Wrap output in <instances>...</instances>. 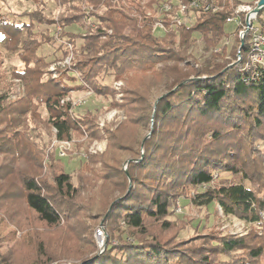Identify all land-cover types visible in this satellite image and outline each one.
<instances>
[{
	"label": "trees",
	"instance_id": "trees-1",
	"mask_svg": "<svg viewBox=\"0 0 264 264\" xmlns=\"http://www.w3.org/2000/svg\"><path fill=\"white\" fill-rule=\"evenodd\" d=\"M166 1L170 0H59L61 38L76 48V56L70 68L58 69L55 78L47 73L52 62L40 54L44 45L55 41L54 36L34 32L36 23L54 24L55 18L34 11L23 14L28 22L10 18L8 23L0 14V43L24 64L13 70L12 78L25 86V95L12 100L11 85L0 76V83L4 82L0 88V211L23 200L33 217L50 227L63 220L72 224L78 218L80 189L71 174L55 153L45 164L44 148L20 128L30 121L44 122L49 130H57L61 140L85 133L99 139L97 115L75 112L65 98L84 91L114 98L116 90L105 78L119 81L138 72L139 77L130 78L125 87L124 106L130 120L114 130L107 128V150L89 154L88 159L101 161L102 178L110 188L97 214L103 218L110 209L105 220L107 247L96 257L95 241H80L83 250L73 256L77 264H264V80L245 81L247 40L241 49L243 60L227 70L237 60L240 40L236 38L231 49V61L225 57L228 46L213 52L226 37L225 25L232 15L228 0H217L224 6L217 13L197 11L192 26L172 28L165 21L167 32L157 38L156 18L147 11ZM84 20L93 27L83 33L66 31L74 25L83 27ZM199 40L208 54L211 51L202 61L191 53ZM63 53L67 56V48ZM151 72L155 80L148 79ZM158 86L167 95L158 97L153 107L148 96ZM43 107L49 113L44 120ZM150 121L153 130L145 138L140 129ZM137 138L140 142L135 144ZM22 160L29 164L25 171L15 167ZM44 164L53 173L52 182L41 176ZM226 174L230 178L222 177ZM195 188L205 190L190 198ZM180 198H190L199 207L214 205L215 212L219 206L225 216L260 225L262 234H199L197 228L196 236L181 239L179 233L189 221L169 219ZM52 262L41 258L32 264ZM0 264L14 263L0 253Z\"/></svg>",
	"mask_w": 264,
	"mask_h": 264
},
{
	"label": "rangeland",
	"instance_id": "rangeland-1",
	"mask_svg": "<svg viewBox=\"0 0 264 264\" xmlns=\"http://www.w3.org/2000/svg\"><path fill=\"white\" fill-rule=\"evenodd\" d=\"M148 0H143L147 2ZM243 3H250L252 0H241ZM127 5L126 2H123ZM155 6L147 11V14L154 17ZM130 8V7H128ZM39 11L42 12L48 18H55L54 24L48 23H36L34 32L38 34H51L54 36V42L46 44L40 50V54L45 56L49 62H52L49 66L47 73L52 77L59 76V68H70L74 62L76 56V48L71 45V49L65 41L61 38L63 28L58 22L59 14L61 13V5L59 0H0V14L5 16L6 22H10L9 19H17L28 22L29 19L23 16L24 13ZM102 11V10H101ZM100 11V13H102ZM11 20V19H10ZM86 25L71 26L66 29L70 33H83L86 28L93 27L88 21L84 20ZM264 23V10L260 15V19L255 22L257 27L262 26ZM154 30V29H153ZM237 27L235 23H228L225 25L226 37L229 38V45L226 49V58L228 60L233 59L231 49L235 44L236 37L233 36L236 33ZM111 33V30H109ZM157 38H162L165 33L161 30L154 32ZM223 39L217 45L213 52H217L216 49L220 48L224 41ZM64 42V47L61 48L60 44ZM80 44V43H79ZM67 48V56H64V49ZM221 52V51H220ZM191 53L195 54L201 61L202 58L210 55L205 51L204 43L199 40L196 45L191 49ZM72 54V61L70 66H62V63L66 57ZM15 68L22 69L24 64L16 53H12L7 50L3 43H0V76L4 77V82L11 85V91L9 93L10 99L16 100L19 97L25 95V86L19 80H13V70ZM157 69L160 66L156 67ZM138 72H131L124 76L119 81H114L113 77L105 78V83L113 85L116 90V95L113 97L97 96L92 91L73 92L71 96L65 98L73 106L77 113L83 114L87 111L97 115L96 124L101 133V137L93 139L88 133H85L82 137H78L77 134H72L70 140V146L65 148V157L60 158L62 164L65 167L67 173L71 174L72 182L74 186L80 189V195L76 204H79L78 218L69 224L67 220H63L58 226H47L33 217L31 212L27 209L23 200L15 201L11 203L6 209L0 211V253L7 256L14 264H32L37 259L48 258L52 259V263H65V264H77V260L74 259V255L79 254L83 250V244L80 241L94 240L97 247V255L102 254L108 242V234L106 230L105 220L110 211H107L102 218L97 214L100 213V201L108 194L110 196L109 187L105 186V182L102 178V163L101 161L90 162L89 154H102L107 150L109 145V135L106 134V129H116L121 123L130 120V115L127 112L125 105V87L130 78L139 77ZM148 79L155 80L154 74L148 73ZM0 83V88H3V83ZM115 82H121L119 86L115 85ZM164 93V89L161 86L155 87L149 97L150 104L154 107L158 97H161ZM113 100L116 101V106L113 107ZM42 118L49 117V113L45 107L41 109ZM153 114L149 117L152 120ZM143 125V123H142ZM144 129H140L141 136L145 138L149 137L153 130V122L150 121ZM31 128H37V130L31 131ZM21 130H28L31 138L35 139L39 148L45 150V164L50 160V154L55 153L58 155L60 149L59 143L61 141L58 138L55 128L48 129L44 122L36 124L29 122ZM142 132V133H141ZM62 140V141H63ZM140 142L137 138L135 141ZM137 143V144H138ZM138 148V146H137ZM142 152V151H140ZM59 157V156H58ZM2 162V157H0ZM44 164V171L42 175L52 182L53 173L46 170ZM17 169L27 170L29 164L27 161L22 160L15 166ZM127 171V166L125 168ZM46 175V176H45ZM223 178H230V175H223ZM132 183H129L128 192L130 191ZM204 188H195L190 190V198L196 194L203 192ZM115 193L112 199L117 196ZM190 198H180L173 208V215L169 217L170 220H182L189 221V224L179 233V238L189 239L198 234L197 228H199V234H206L207 232H217L221 235H231L237 237H244L250 234L252 231H256L262 234V228L260 225H251L243 220L225 216L223 211L217 207L215 212V206L199 207L192 203ZM206 224L204 230L203 225ZM80 227L88 228L85 231H79ZM103 228L105 232V240L103 246H101V240L96 237L97 230ZM117 244V242H115Z\"/></svg>",
	"mask_w": 264,
	"mask_h": 264
},
{
	"label": "built area",
	"instance_id": "built-area-1",
	"mask_svg": "<svg viewBox=\"0 0 264 264\" xmlns=\"http://www.w3.org/2000/svg\"><path fill=\"white\" fill-rule=\"evenodd\" d=\"M229 8L232 11V15L228 17V23H235L237 27L236 33L233 34L236 38L244 41H248V49L246 58L243 62L242 71L244 73L245 81H260L264 80V23L262 26L257 27L255 22L260 19V15L264 8L259 5L260 0H252L250 3H243L241 0H228ZM224 8L220 5L217 0H190L188 3H184L182 0H170L166 2H161L159 5L155 6L154 9V32L161 30L164 33L167 32V26L165 21L169 20L171 22V27L176 28L181 25L192 26L196 21V12L200 9L205 12L217 13ZM151 16V15H150ZM224 41L222 46L216 49L217 52L222 51L224 46L229 45V38ZM71 49V44H67ZM242 48H238L237 60L239 63L243 60ZM72 61V54L65 58V60L60 63L62 66H70ZM121 82H115L116 86H119ZM57 132V130L55 129ZM59 143L60 149L58 151V156L60 158L65 157V148H68L71 144L68 141H56ZM96 237L98 240H105V232L103 228L97 230ZM102 242L101 246H103ZM54 264H65V263H54Z\"/></svg>",
	"mask_w": 264,
	"mask_h": 264
},
{
	"label": "water",
	"instance_id": "water-1",
	"mask_svg": "<svg viewBox=\"0 0 264 264\" xmlns=\"http://www.w3.org/2000/svg\"><path fill=\"white\" fill-rule=\"evenodd\" d=\"M259 5L262 6V7L264 8V0H260ZM243 46H244V41L241 40L240 48H242ZM236 63H237V62L228 65V66L225 68V70H227V69H229V68H232L233 66L236 65ZM177 88H178V87H177ZM177 88H175V89H177ZM175 89H174V90H175ZM166 95H167V94L162 95L159 99L165 97ZM112 206H113V205H112ZM112 206H111V208H112ZM99 255H100V254H99ZM99 255H97L96 257H98ZM82 264H83V263H82Z\"/></svg>",
	"mask_w": 264,
	"mask_h": 264
}]
</instances>
